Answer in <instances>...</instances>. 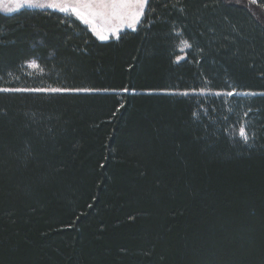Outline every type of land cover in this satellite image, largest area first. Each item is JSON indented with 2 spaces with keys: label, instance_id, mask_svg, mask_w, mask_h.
<instances>
[{
  "label": "trees",
  "instance_id": "trees-1",
  "mask_svg": "<svg viewBox=\"0 0 264 264\" xmlns=\"http://www.w3.org/2000/svg\"><path fill=\"white\" fill-rule=\"evenodd\" d=\"M0 264H264V0L0 10Z\"/></svg>",
  "mask_w": 264,
  "mask_h": 264
},
{
  "label": "snow or ice",
  "instance_id": "snow-or-ice-1",
  "mask_svg": "<svg viewBox=\"0 0 264 264\" xmlns=\"http://www.w3.org/2000/svg\"><path fill=\"white\" fill-rule=\"evenodd\" d=\"M25 4L29 6L36 7H49L52 9H57L61 12H64L68 15H75L85 24L93 25L92 31L96 33L100 40L106 41L109 39L107 34H103L99 31L94 21L96 19H120L121 21H130L129 27L135 29V26L140 22L141 17L145 15V8L149 5V0H45L44 3L39 2V0H23ZM252 3H255L256 0H251ZM22 4H17L16 7H21ZM8 11L13 9L8 8ZM154 9H149L153 11ZM182 10V9H181ZM110 31L113 34H116V38L119 39L118 29L112 28ZM183 46L185 48H190L191 45L187 41H183ZM181 59V57H177ZM35 67V62L32 64ZM36 91H47V92H62L69 91L64 89H43ZM75 91H91L88 89ZM128 91V89H124ZM231 95V93H229ZM255 95V93H253ZM245 142L248 141L249 136L245 130L244 126L239 128L237 133Z\"/></svg>",
  "mask_w": 264,
  "mask_h": 264
},
{
  "label": "rangeland",
  "instance_id": "rangeland-1",
  "mask_svg": "<svg viewBox=\"0 0 264 264\" xmlns=\"http://www.w3.org/2000/svg\"><path fill=\"white\" fill-rule=\"evenodd\" d=\"M39 2L41 3H44L45 0H39ZM17 4H22L21 7L17 8L16 5ZM23 7H27V8H42V9H48V10H53V11H59L57 9H52V8H49V7H36V6H29L28 4H25L23 2V0H0V9L3 10V12L5 13H9V12H13L15 10H18L20 8H23ZM8 8H11L13 9L12 11H8L7 9ZM146 9V8H145ZM61 12V11H59ZM64 13V12H62ZM66 14V13H64ZM74 17H76L75 15H72ZM77 18V17H76ZM142 18V17H141ZM79 19V18H78ZM80 20V19H79ZM141 20V19H140ZM81 21V20H80ZM83 22V21H82ZM84 23V22H83ZM85 24V23H84ZM94 24L96 26V28L101 31L103 34H107L109 36V39L111 38H116V34H113L110 29L112 28H117L118 29V35H120V33L126 29H130V30H135L139 24V22L136 24L135 26V29L129 27V24H130V21H121L120 19H112L110 18V20L107 18V19H96L94 21ZM92 31V27L93 25L91 24H86ZM93 32V31H92ZM95 34L96 37H98L96 35L95 32H93ZM99 38V37H98ZM108 39V40H109ZM107 41V40H106ZM31 67H33L31 65ZM36 67V66H35Z\"/></svg>",
  "mask_w": 264,
  "mask_h": 264
},
{
  "label": "crops",
  "instance_id": "crops-1",
  "mask_svg": "<svg viewBox=\"0 0 264 264\" xmlns=\"http://www.w3.org/2000/svg\"><path fill=\"white\" fill-rule=\"evenodd\" d=\"M1 10V9H0ZM3 11V10H2ZM110 20V18H108Z\"/></svg>",
  "mask_w": 264,
  "mask_h": 264
}]
</instances>
